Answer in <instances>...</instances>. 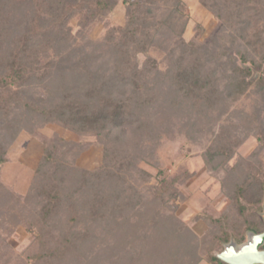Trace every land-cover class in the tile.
I'll return each mask as SVG.
<instances>
[{"label": "rangeland", "instance_id": "rangeland-1", "mask_svg": "<svg viewBox=\"0 0 264 264\" xmlns=\"http://www.w3.org/2000/svg\"><path fill=\"white\" fill-rule=\"evenodd\" d=\"M72 1L80 3V0ZM124 1L119 0L112 11L92 21L85 15L72 14L69 8L73 9V4L63 8V2L60 5L62 18L56 14L58 19L43 25L47 31L58 32L61 24L63 32L69 29L65 50L78 51L72 62H79L82 71L76 72L65 83L64 91L68 96L79 98L82 109L86 110L99 107L104 101L110 102V107H114L112 111L124 112L128 121L111 124L107 118L93 128L87 127L85 132L70 130L55 121L40 123L43 134H55L68 145L79 144L82 149L64 162L66 174L57 186L64 195L63 201L42 220L43 223L37 219L30 229L24 225L39 218L40 214L36 207L33 208L39 206V201L30 198V191L44 148L38 139L23 129L24 123H20L16 138L5 145V163L0 165V184L9 193L0 195V264H29L19 253L24 248L31 249V254L36 252L39 234H42L47 250L55 245V249H60L57 241L61 242L65 237L64 240L79 250L78 264H149L140 263L138 252L141 250L133 247L134 240L139 241L142 236L148 240L153 237L149 220L154 221L156 217L171 220L183 225L194 240L203 241L215 230L196 217L217 218L221 215L226 216L230 224L240 225L243 221L237 211V201L247 203L252 199L255 182L264 186V99L257 88L252 86L239 95L234 94L232 88H222L219 93H206V98L202 95L204 98L193 100L178 89L176 80L162 79L159 71L148 63L165 55L159 50L172 48L178 39L174 34L182 27L185 28L181 40L186 45L205 47L220 25L212 11L219 3L224 4V0H181L185 19L179 18L176 25L170 22L169 13L175 7L173 1L156 0L157 3L148 11L146 9L143 16L147 22L145 33H141L144 37L136 41L121 34L128 21L125 8L133 0ZM252 1L255 17H263L256 29L264 32L260 5L263 0ZM19 2L21 6H18ZM24 2L8 0L7 16L15 17L8 27L13 28L10 29L11 37L14 29L23 26L20 15H23ZM41 35L50 43L57 40L50 33V37ZM146 36L148 40H144ZM145 42L146 51H140L141 43ZM156 47L158 51L152 49ZM34 48L35 55L28 56L24 62L29 64L32 60L45 71L48 59L42 48ZM234 58L240 69L250 71V83L254 84L258 76L264 78V59L256 70L252 64ZM213 61L220 63L226 59L217 61L215 58ZM55 68L47 69L50 73L40 75L43 76L41 79L33 76L30 83L35 87L34 97L42 99V105L56 118L63 103L54 91L58 83L63 82V77L51 78L56 75ZM212 76L216 81L214 87L232 80L229 79L232 73L228 64L217 65ZM11 109L7 107L9 121L17 119H13L12 114L18 112ZM96 132L99 135H94ZM84 170L89 174H82ZM159 171L161 176L156 177ZM175 177L178 183L173 199L169 198L172 195H167L160 203L150 197L161 180ZM82 179L87 187L80 185ZM75 188L76 192L70 196L66 194ZM239 188L243 189L240 193ZM11 196L24 199L19 204ZM122 222L125 223L123 227ZM173 250L171 248V253L162 250L165 260L162 264H177V259L190 263L189 253L181 248L173 257ZM120 252H127L129 256L117 263L115 257L120 258ZM197 253L201 254L199 248ZM111 254L113 258L106 262ZM74 255L76 252L70 257L74 258ZM50 259L52 264H75L64 257ZM48 261L46 258L38 264Z\"/></svg>", "mask_w": 264, "mask_h": 264}, {"label": "trees", "instance_id": "trees-1", "mask_svg": "<svg viewBox=\"0 0 264 264\" xmlns=\"http://www.w3.org/2000/svg\"><path fill=\"white\" fill-rule=\"evenodd\" d=\"M13 1L15 2L17 0ZM71 1L25 0V7L23 6L21 9L23 15H20L23 17V26L20 25V28L14 29V36L11 37L10 32L13 28L8 27H10V23L15 20V17L13 18L11 14L7 16L9 7L8 0H0V165L5 163V156L7 153L5 145L7 143L10 144L16 138L21 129L20 123H24L23 129L38 139L44 148L43 155L34 171V183L30 191V198H35L34 200L39 201V206L34 205L33 208L36 207L35 209L38 211L37 214H40L39 218H33L31 222L28 221L27 224L24 225L26 229L32 228L31 225L37 219H39L40 223H43L42 220L49 217L50 212L53 209H57L63 201L64 195L57 186L63 182L62 178L66 174L64 162L67 161L68 156L73 157V155H77L82 149L79 144L68 145V143H65L64 140H60L55 134H43V126H41L40 123L55 121V123H59L70 130L85 132L87 127L93 128L99 121H105L107 118L111 124L115 123V121H128L126 117H124V112L118 113L117 111H112L114 107H110V102H106L107 105H105L106 103L104 101L103 105L100 104L99 107L97 106L93 109L88 107L89 109L87 108L86 110L82 109L81 101L78 100L79 98L73 97L71 99V96L67 94L68 92L64 91V88H67L64 86H67L65 83H68V79L72 78V75L81 70L79 62H72V58L78 51L73 49L65 50V42L70 34L69 29L66 30V32L64 29L63 32V26L61 24L60 27L62 28L59 27L60 29L58 32H56V30L47 31L44 29L43 25L48 23L49 20H55L58 19L57 17H61L60 10L62 6L60 5L63 2H65L63 8L71 7L73 4V9L69 8L72 14H77L78 16L85 15L92 21L103 18L108 12L112 11L115 6H117L119 0H80V3ZM171 1H173L172 4H174L175 7H172L169 13L170 22L176 25L180 21L179 18L185 19L182 14L184 11V4L181 0ZM123 2L125 1L123 0ZM155 2L156 0H133L128 2L125 8L128 21L125 27L121 29V34L129 37L132 41H136L139 37L142 39V37H144L142 34L145 33L147 27L146 19L143 18V16H145L146 9L148 11L157 3ZM253 2L252 0H224V4L219 3L212 13L215 18H217L220 25L212 34L210 42L206 44L205 47L195 48L192 47L191 44L186 45V43L181 40L183 39L181 38V32L185 28L182 27L174 34L179 40L177 39V41L173 43L172 48L164 51L159 50L160 52H164L163 54L165 55L160 60L149 59V65L155 71H159L158 74L162 79H170V81L176 80L178 89L184 93L185 96H190L193 100L204 98L206 93H219L222 88H232L233 93L239 95L252 86L257 88L262 94V99H264V78L258 76L254 84L250 83L248 81L250 71L248 69H240L234 58V56H236L243 62L252 64L256 70H259V66L264 59V32L256 29V24L261 22L263 17L262 19L261 17H255L256 8L252 5ZM20 4L21 2H19L18 6H21ZM260 5L262 6V13L264 14V0L263 5ZM19 10L16 11L18 12ZM56 14H58V16L55 18ZM142 18L145 19V21ZM185 24L186 22L183 23L184 26ZM42 33L49 37L50 33L53 37L55 36L57 40L54 39V41H56L50 43L47 39L42 38ZM172 33H175V31ZM59 35H61V38H59ZM10 37L12 39H9ZM144 40H148L147 36ZM63 45L64 50H62ZM34 47L42 48L44 51L43 55L48 59L49 64L47 68L44 66L45 71H41L39 66L34 65L35 63L32 60L29 61V64L24 62L28 56L35 55V50H33L35 49ZM55 47H57L58 52H56L57 50ZM146 47L147 42L141 43L140 51H146ZM152 49L158 51L159 48L156 47ZM63 51L66 53H62ZM36 55L39 56V53H36ZM215 58L217 61H219L220 58H225L226 62H215L213 61ZM226 63L230 67L232 73L229 79L232 80L230 82H221L219 86L214 87L213 85L216 81H214L212 72L217 65L225 66L227 65ZM54 68L56 75H53L51 78L63 77L61 79V82H63L61 84L58 83L54 91V95L59 98L58 100L60 103H63L62 108L58 110V117L56 118L52 117L49 109L42 105L44 102L42 99L34 97L35 87L30 83L33 76H39L38 78L41 79L43 76L40 75L45 76L50 73L47 69ZM28 92L31 93L29 94ZM28 94L30 96H28ZM11 106L14 107L12 108ZM7 107L16 109L18 113L12 114V118L17 119L9 121L8 115L10 114L7 113ZM96 134L99 135V132H96L94 135ZM259 140L261 142L260 138ZM81 173L89 174V172L85 170L81 171ZM92 176L95 175L92 174ZM160 176L161 172L159 171L156 177ZM81 177L83 178L84 175ZM177 183L178 178L176 177L170 180H161L160 186L150 193V197L154 201L160 203L164 202H162V199L167 195H172V197L169 198L173 199L176 193L174 187ZM80 185L85 187L88 186L83 179ZM255 186V193H253V196H250L252 197L251 200H248L247 203H243L241 200L237 201L236 207L239 215L242 217V224L232 225L227 221L226 216L221 215L217 218H213L209 215L202 216L201 218L196 217V220L202 219L208 226H213L215 230L209 236L210 238L203 241L194 240L193 235L189 233L183 225H179L178 223L175 224L171 220L164 221L162 218L159 219L158 217H156L154 221L149 220L148 225L151 229V236L153 237L148 240L145 236H142L139 241L134 240L133 243V247L140 248L139 250H141V252H138L140 263L154 264L158 262V264H162L165 261L162 259V250L171 253V248H173L174 250L171 255L175 257L177 251L182 248L185 253L190 254L189 264H197L201 261L207 264H224L217 259L216 255L222 252L225 245L230 241H234L236 245H239L244 242L248 233L259 234L264 231V186L261 185V183L257 184V182H255ZM76 191L75 188L66 194L70 196ZM242 191L243 189H238L239 193ZM2 194L7 195L9 193L4 190L0 184V195ZM88 195H90V193ZM98 195H100V193ZM11 198L15 202H19V204L24 199L22 196H11ZM154 215L157 216V214ZM124 224L125 223L122 222L121 227H123ZM64 238H62L61 242L57 241L59 244L57 245L60 246V249H55V245L51 250H47L44 248L46 242L42 234H39L38 240L36 241L38 247L37 251L31 254V249L24 248L19 254L24 257L25 263L28 262L29 264H38L46 258L49 260L47 264H52L50 258L60 259L63 257L69 260L71 259L75 264H78L80 258L78 256L79 250L76 248L74 249V246L69 244ZM132 238L135 239V237ZM76 245L79 246V243H76ZM71 247L73 249H71ZM142 248L145 250L143 251ZM198 248L201 254L197 253ZM133 249L135 250L136 248ZM261 249H264V247H261ZM72 252H76L74 258L70 257ZM120 254V258L115 257L117 263L123 262L126 257L129 256L127 252L124 254L120 252ZM107 258L108 260H106V262H110V259L113 258L112 254ZM176 261L177 264H186L182 260L177 259ZM111 264L114 263L111 262Z\"/></svg>", "mask_w": 264, "mask_h": 264}, {"label": "water", "instance_id": "water-1", "mask_svg": "<svg viewBox=\"0 0 264 264\" xmlns=\"http://www.w3.org/2000/svg\"><path fill=\"white\" fill-rule=\"evenodd\" d=\"M263 245L264 231L249 233L240 246L231 241L216 257L224 264H264V250H260Z\"/></svg>", "mask_w": 264, "mask_h": 264}, {"label": "flooded vegetation", "instance_id": "flooded-vegetation-1", "mask_svg": "<svg viewBox=\"0 0 264 264\" xmlns=\"http://www.w3.org/2000/svg\"><path fill=\"white\" fill-rule=\"evenodd\" d=\"M260 250H264V249H260Z\"/></svg>", "mask_w": 264, "mask_h": 264}]
</instances>
